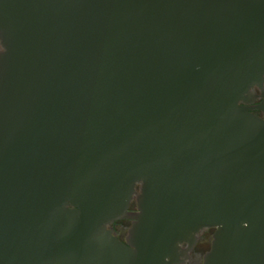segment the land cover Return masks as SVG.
<instances>
[{"label": "water", "instance_id": "water-1", "mask_svg": "<svg viewBox=\"0 0 264 264\" xmlns=\"http://www.w3.org/2000/svg\"><path fill=\"white\" fill-rule=\"evenodd\" d=\"M209 227L203 264H264V0H0V264H174Z\"/></svg>", "mask_w": 264, "mask_h": 264}, {"label": "flooded vegetation", "instance_id": "flooded-vegetation-1", "mask_svg": "<svg viewBox=\"0 0 264 264\" xmlns=\"http://www.w3.org/2000/svg\"><path fill=\"white\" fill-rule=\"evenodd\" d=\"M129 211L136 210V203L133 200L130 203ZM131 219L123 218L115 220L108 227L113 228V234L126 243L128 229L131 226ZM215 228L209 227L196 232L179 244L177 256L174 258V264H203L206 253L211 249Z\"/></svg>", "mask_w": 264, "mask_h": 264}]
</instances>
